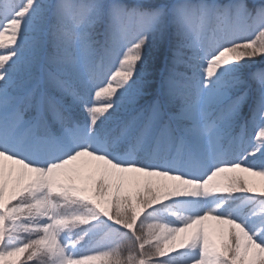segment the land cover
Wrapping results in <instances>:
<instances>
[{
    "label": "snow or ice",
    "instance_id": "6c2138e0",
    "mask_svg": "<svg viewBox=\"0 0 264 264\" xmlns=\"http://www.w3.org/2000/svg\"><path fill=\"white\" fill-rule=\"evenodd\" d=\"M253 177L264 0H0V264H264Z\"/></svg>",
    "mask_w": 264,
    "mask_h": 264
},
{
    "label": "trees",
    "instance_id": "16d2710c",
    "mask_svg": "<svg viewBox=\"0 0 264 264\" xmlns=\"http://www.w3.org/2000/svg\"><path fill=\"white\" fill-rule=\"evenodd\" d=\"M258 59H259V58H257V60H258ZM257 130H258V129H255V128H252L251 126H249V128L247 129L246 139H248V140H253V141H254V138H255V132H256ZM248 150L251 151L250 148H249ZM241 155H242V153H241ZM260 162H261V157H260L259 153H257L255 160H252V158L249 157V163H257V164H259ZM235 174H237V175L247 176L246 173H239V172H237V173H235ZM229 175H231V174H229ZM251 186H252V185H251ZM237 195H243V193H237ZM105 219H106V218H105ZM109 223L111 224V223H113V222H112V221H109ZM214 227H215V222H214ZM124 255H127V252H126V251H125ZM31 264H32V263H31Z\"/></svg>",
    "mask_w": 264,
    "mask_h": 264
},
{
    "label": "rangeland",
    "instance_id": "374dc122",
    "mask_svg": "<svg viewBox=\"0 0 264 264\" xmlns=\"http://www.w3.org/2000/svg\"><path fill=\"white\" fill-rule=\"evenodd\" d=\"M248 175V174H247ZM252 179V186L257 188V189H260L261 187H264V181L261 180L260 177H253L251 178ZM208 225L210 226H213L214 227V222L212 221H209V222H206ZM34 261H35V264H40V261L37 260L36 258H33ZM32 262H29V264H31Z\"/></svg>",
    "mask_w": 264,
    "mask_h": 264
}]
</instances>
